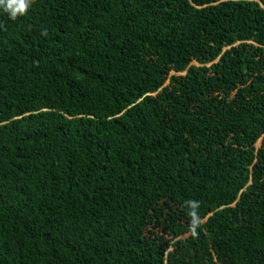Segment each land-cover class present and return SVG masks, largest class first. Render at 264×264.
Returning a JSON list of instances; mask_svg holds the SVG:
<instances>
[{
    "label": "trees",
    "instance_id": "trees-1",
    "mask_svg": "<svg viewBox=\"0 0 264 264\" xmlns=\"http://www.w3.org/2000/svg\"><path fill=\"white\" fill-rule=\"evenodd\" d=\"M0 264H264V0L0 9Z\"/></svg>",
    "mask_w": 264,
    "mask_h": 264
},
{
    "label": "clouds",
    "instance_id": "clouds-1",
    "mask_svg": "<svg viewBox=\"0 0 264 264\" xmlns=\"http://www.w3.org/2000/svg\"><path fill=\"white\" fill-rule=\"evenodd\" d=\"M32 0H0V9L8 13L11 19L15 20L19 15H24L28 11ZM189 208L190 232L193 236L197 235L196 229L201 224V217L198 213L199 201L188 200L185 202Z\"/></svg>",
    "mask_w": 264,
    "mask_h": 264
}]
</instances>
